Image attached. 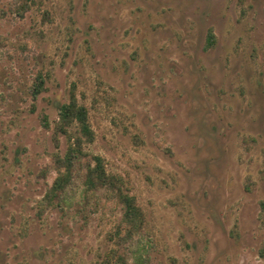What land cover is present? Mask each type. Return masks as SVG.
<instances>
[{
    "label": "rangeland",
    "instance_id": "1",
    "mask_svg": "<svg viewBox=\"0 0 264 264\" xmlns=\"http://www.w3.org/2000/svg\"><path fill=\"white\" fill-rule=\"evenodd\" d=\"M73 99L89 137L56 131ZM94 155L142 210L131 234L124 204L85 182ZM123 253L264 264V0H0V264Z\"/></svg>",
    "mask_w": 264,
    "mask_h": 264
},
{
    "label": "trees",
    "instance_id": "2",
    "mask_svg": "<svg viewBox=\"0 0 264 264\" xmlns=\"http://www.w3.org/2000/svg\"><path fill=\"white\" fill-rule=\"evenodd\" d=\"M24 10L25 9L23 8L21 12ZM215 40L214 32L211 29L209 31L208 44L212 46L215 43ZM40 90L41 89H36L37 92ZM43 120L45 126L49 127L50 124L47 120V116H44ZM70 123L76 124L79 127V130L86 136H91L92 130L89 126L88 110L85 105L78 103L75 99L69 102H63L59 105V119L56 122V131L65 133ZM73 138V145L71 144L69 146L68 150L62 157V165L58 168L59 175L56 177L46 195L50 201L53 199H57L58 201L60 199L64 200L67 185H70L73 178V166L77 160L84 156L82 137H71V139ZM93 160L94 164L88 165L86 170V184L95 188L105 187L107 191L113 193L115 197L124 204L125 217L123 218V221L129 226L128 232L131 234L132 231L142 223V210L135 203V197L122 189L119 177L114 174L106 173L102 158L99 155H94ZM117 256L119 257V264H129V257L126 253L117 254Z\"/></svg>",
    "mask_w": 264,
    "mask_h": 264
}]
</instances>
